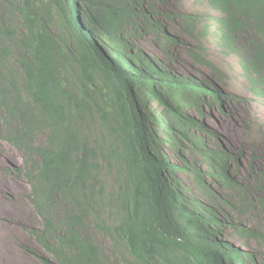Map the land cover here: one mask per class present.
I'll use <instances>...</instances> for the list:
<instances>
[{
    "label": "trees",
    "instance_id": "1",
    "mask_svg": "<svg viewBox=\"0 0 264 264\" xmlns=\"http://www.w3.org/2000/svg\"><path fill=\"white\" fill-rule=\"evenodd\" d=\"M182 1L0 0V140L23 156L9 172L31 187L43 264H258L226 230L255 235L232 213L259 204L205 120L231 99L209 43L240 55L264 97V0H196L193 14ZM148 36L167 60L138 46ZM180 39L211 79L173 68Z\"/></svg>",
    "mask_w": 264,
    "mask_h": 264
},
{
    "label": "rangeland",
    "instance_id": "2",
    "mask_svg": "<svg viewBox=\"0 0 264 264\" xmlns=\"http://www.w3.org/2000/svg\"><path fill=\"white\" fill-rule=\"evenodd\" d=\"M179 7L187 14L206 12L204 8L197 6L196 0H183L179 2ZM169 32L171 35L179 34L177 27L171 24ZM180 41L181 46L170 50L175 58L173 68L184 75L211 79L212 70L206 66L196 67L189 55L188 41ZM137 44L149 55L167 60L164 53L165 41L161 43L157 38L148 36ZM208 54L210 60L225 74L221 78L222 83L226 93L231 96L225 103V113L219 108L208 110L205 122L210 132V142L214 143L215 138L220 139L229 151L237 153L238 161L242 164L239 179L249 191L248 197L259 204L257 212L243 216L232 213L236 224L254 230L256 234L252 237L241 235L229 226L226 238L254 254L258 264H264V206L261 205L264 190L259 187L257 177L252 173L254 165L257 172L264 173V97L256 95L253 84L243 75L240 55L229 56L214 43H209ZM163 135L166 136L165 131ZM167 150L172 160L178 163V156L170 144ZM23 166L22 154L0 140V264H43L40 258L47 256L30 233L31 230L41 228L40 219L30 198L31 187L25 178L9 172ZM181 175L191 192L198 194L192 178L186 173ZM228 194L238 200L235 193ZM31 250L39 252V256L32 254Z\"/></svg>",
    "mask_w": 264,
    "mask_h": 264
}]
</instances>
